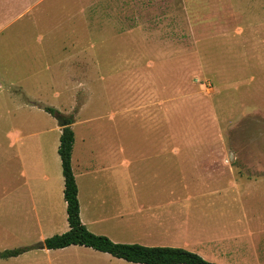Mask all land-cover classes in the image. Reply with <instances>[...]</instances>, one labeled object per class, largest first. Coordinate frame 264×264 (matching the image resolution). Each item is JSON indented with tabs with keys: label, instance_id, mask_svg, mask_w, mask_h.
<instances>
[{
	"label": "rangeland",
	"instance_id": "rangeland-1",
	"mask_svg": "<svg viewBox=\"0 0 264 264\" xmlns=\"http://www.w3.org/2000/svg\"><path fill=\"white\" fill-rule=\"evenodd\" d=\"M88 118L128 151L214 161L176 191L188 200L166 241L215 264H264V0H0V253L39 243L27 211H10L27 195L22 166L51 183L60 124ZM68 253L50 259L127 264Z\"/></svg>",
	"mask_w": 264,
	"mask_h": 264
},
{
	"label": "crops",
	"instance_id": "crops-1",
	"mask_svg": "<svg viewBox=\"0 0 264 264\" xmlns=\"http://www.w3.org/2000/svg\"><path fill=\"white\" fill-rule=\"evenodd\" d=\"M103 121L102 118H88L68 124L70 129L84 124L88 130L87 134L81 136L73 133L71 152V168L77 185L81 223L91 233L106 236L114 243L178 247L166 241L170 232L179 228L175 210L177 207H184L188 200L186 194L181 195L176 191L187 190L186 180L206 178L197 171L204 170L214 164V161L203 159L205 156H200L199 153L181 150L128 151L122 146V142L112 145L108 141L102 124L100 129L89 125ZM23 168L22 166L21 175L24 176L22 180L27 195L26 198L14 197L13 201L9 197L10 211L15 215L22 209L27 211L24 215L34 219L33 231L38 232L39 242L47 236L66 232L69 227L63 199V177L59 167L55 166L51 183L46 173L29 179ZM139 175H147L151 179L149 193L138 178ZM37 180L38 184L31 185ZM32 189L34 193H31ZM17 192L15 190V195ZM85 197L90 225H86L81 218V199ZM58 218L63 221H57ZM55 222L60 224L58 234L50 231L56 225ZM98 225H103L106 232L89 229V226ZM67 252L72 258H78L79 255L81 258L84 252L104 254L83 246H69L57 250L36 249L16 257L0 259V264H90L81 260L57 262L50 259V256L54 260L66 259L69 257L64 255Z\"/></svg>",
	"mask_w": 264,
	"mask_h": 264
},
{
	"label": "trees",
	"instance_id": "trees-1",
	"mask_svg": "<svg viewBox=\"0 0 264 264\" xmlns=\"http://www.w3.org/2000/svg\"><path fill=\"white\" fill-rule=\"evenodd\" d=\"M47 112L55 115L53 110L47 109ZM72 146L73 132L69 126L63 127L57 153L60 158L63 199L66 203L69 229L62 234L46 238L35 246L3 251L0 253V259L16 257L32 249L57 250L69 246H83L132 264H215L184 248L114 243L106 236L95 235L88 231L79 217L77 185L71 168Z\"/></svg>",
	"mask_w": 264,
	"mask_h": 264
},
{
	"label": "water",
	"instance_id": "water-1",
	"mask_svg": "<svg viewBox=\"0 0 264 264\" xmlns=\"http://www.w3.org/2000/svg\"><path fill=\"white\" fill-rule=\"evenodd\" d=\"M66 126H68V122H64V121H63V122L60 124V127H62V128H63V127H66Z\"/></svg>",
	"mask_w": 264,
	"mask_h": 264
}]
</instances>
